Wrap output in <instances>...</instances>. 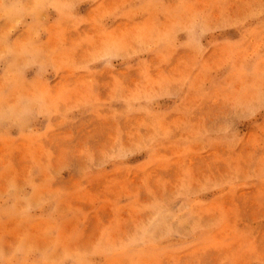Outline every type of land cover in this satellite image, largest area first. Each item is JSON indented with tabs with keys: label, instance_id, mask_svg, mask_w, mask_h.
I'll return each instance as SVG.
<instances>
[{
	"label": "rangeland",
	"instance_id": "obj_1",
	"mask_svg": "<svg viewBox=\"0 0 264 264\" xmlns=\"http://www.w3.org/2000/svg\"><path fill=\"white\" fill-rule=\"evenodd\" d=\"M0 264H264V0H0Z\"/></svg>",
	"mask_w": 264,
	"mask_h": 264
}]
</instances>
